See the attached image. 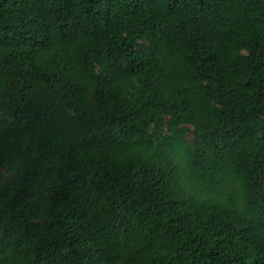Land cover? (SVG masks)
<instances>
[{"label": "trees", "instance_id": "trees-1", "mask_svg": "<svg viewBox=\"0 0 264 264\" xmlns=\"http://www.w3.org/2000/svg\"><path fill=\"white\" fill-rule=\"evenodd\" d=\"M0 264H264V0H0Z\"/></svg>", "mask_w": 264, "mask_h": 264}]
</instances>
